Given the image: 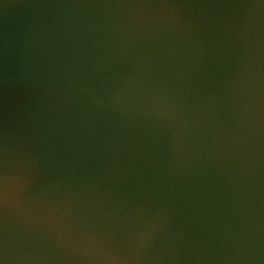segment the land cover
I'll use <instances>...</instances> for the list:
<instances>
[{
	"label": "water",
	"instance_id": "water-1",
	"mask_svg": "<svg viewBox=\"0 0 264 264\" xmlns=\"http://www.w3.org/2000/svg\"><path fill=\"white\" fill-rule=\"evenodd\" d=\"M4 264H264V0H0Z\"/></svg>",
	"mask_w": 264,
	"mask_h": 264
},
{
	"label": "snow or ice",
	"instance_id": "snow-or-ice-1",
	"mask_svg": "<svg viewBox=\"0 0 264 264\" xmlns=\"http://www.w3.org/2000/svg\"><path fill=\"white\" fill-rule=\"evenodd\" d=\"M0 176H2V174H0ZM0 264H4L3 259H0Z\"/></svg>",
	"mask_w": 264,
	"mask_h": 264
}]
</instances>
